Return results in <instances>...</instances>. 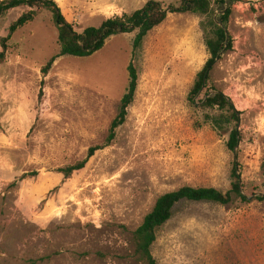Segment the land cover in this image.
Masks as SVG:
<instances>
[{"label": "rangeland", "instance_id": "obj_1", "mask_svg": "<svg viewBox=\"0 0 264 264\" xmlns=\"http://www.w3.org/2000/svg\"><path fill=\"white\" fill-rule=\"evenodd\" d=\"M54 1L82 33L150 0ZM31 10L0 17V52L11 25ZM36 10L0 64V264H148L135 252L134 233L157 199L185 186L226 193L235 165L249 202H180L157 231L152 255L156 264H264V0L232 6V48L214 64L197 104L190 93L210 59L201 27L209 17L169 14L135 56L136 34L118 35L91 57L58 58L45 76L60 53L59 30L51 12ZM132 61L135 100L108 144ZM214 89L239 113L235 151L232 126L214 128L199 103Z\"/></svg>", "mask_w": 264, "mask_h": 264}, {"label": "trees", "instance_id": "obj_2", "mask_svg": "<svg viewBox=\"0 0 264 264\" xmlns=\"http://www.w3.org/2000/svg\"><path fill=\"white\" fill-rule=\"evenodd\" d=\"M240 0H180L178 6H164L161 2L150 0L147 4L133 12L124 14L122 17H115L105 20L100 27H88L82 33L76 31L74 25L67 21L59 5L54 0H0V17L10 10L21 6H27L32 9L30 12L22 15L9 29V35L2 40L3 51L0 52V64L6 58L8 49L7 42L17 30L32 22L36 15V9H44L52 13L55 24L59 30L58 44L60 53L53 57L42 69L46 76L58 58L71 56L77 58H88L102 50L107 41L115 36L124 34H136L134 40L133 55L142 48L146 37L156 27L160 26L169 16V14L191 13L202 17H209L201 23L205 36V45L210 54L204 69L198 74L190 93V100L196 103V97L208 86L212 70L217 60L232 48V40L227 31L230 17L232 15V6ZM214 5L217 9L214 8ZM218 12V15H216ZM210 15L212 17H210ZM221 24V25H220ZM129 85L126 94L120 103V111L110 128L108 144L115 139V131L122 126L127 118L128 109L133 104L138 88L139 75L133 63L128 68ZM202 108L208 111L205 116L207 123L214 128L225 130L232 126L229 134L228 148L235 151L240 142V134L237 129L238 111L232 101L222 92L214 89L212 93L205 95L204 99L199 101ZM219 111V115H213L212 112ZM100 147L91 148L87 159L82 163L66 169L65 176H71L75 171L85 167L88 160ZM232 185L228 192H222L211 187H190L185 186L177 191L170 192L160 196L152 211L144 218L142 224L134 233L135 252L139 259L148 264H156L152 255L151 248L156 242L157 231L162 228L173 215V210L177 204L182 201L192 203L207 202L221 206H227L233 202L234 198L242 202H249V198L243 194L238 174V167L235 165L232 171ZM264 201V196L258 198Z\"/></svg>", "mask_w": 264, "mask_h": 264}, {"label": "water", "instance_id": "obj_3", "mask_svg": "<svg viewBox=\"0 0 264 264\" xmlns=\"http://www.w3.org/2000/svg\"><path fill=\"white\" fill-rule=\"evenodd\" d=\"M221 25V24H220Z\"/></svg>", "mask_w": 264, "mask_h": 264}]
</instances>
